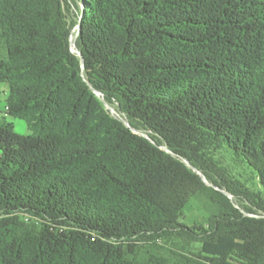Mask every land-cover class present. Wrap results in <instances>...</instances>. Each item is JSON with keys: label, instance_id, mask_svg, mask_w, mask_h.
<instances>
[{"label": "trees", "instance_id": "trees-1", "mask_svg": "<svg viewBox=\"0 0 264 264\" xmlns=\"http://www.w3.org/2000/svg\"><path fill=\"white\" fill-rule=\"evenodd\" d=\"M0 43V264H264V0H0Z\"/></svg>", "mask_w": 264, "mask_h": 264}, {"label": "rangeland", "instance_id": "rangeland-1", "mask_svg": "<svg viewBox=\"0 0 264 264\" xmlns=\"http://www.w3.org/2000/svg\"><path fill=\"white\" fill-rule=\"evenodd\" d=\"M75 30H76V27L73 28L72 32H74ZM74 38H75V33L74 35L71 36V40H72L71 42L74 41ZM73 48H74V45H73ZM5 57H6V49L0 43V58H5ZM7 94H8L7 85L0 83V108L1 109H3L5 100L7 98ZM8 119L13 122L14 129L16 132L20 134H26L30 132L24 120L19 119V118H10V117H8ZM218 156L221 158L223 163L230 168L232 174L236 177H239L241 181H243L249 186L259 185L254 172L249 170L243 164H239L236 160L231 158L227 151L222 150L218 154ZM210 208L211 207L209 203L206 201L205 197L203 196L192 197L183 209V218H182L183 222H185L186 224H191L193 222H200V223L205 224L207 217L211 211ZM171 249H176V248L160 240L158 241L156 252L158 254L163 255L164 257L169 258L170 264H178L180 262V258L177 255H175Z\"/></svg>", "mask_w": 264, "mask_h": 264}, {"label": "water", "instance_id": "water-1", "mask_svg": "<svg viewBox=\"0 0 264 264\" xmlns=\"http://www.w3.org/2000/svg\"><path fill=\"white\" fill-rule=\"evenodd\" d=\"M76 29H77V30L79 29V25L76 26ZM73 45L75 46L74 41L71 42V45H70V46H71V50H72L73 52L77 53V54L81 57V55H80V53L77 51V49H76V48L73 49ZM81 66H82V58H81ZM107 108L111 111V113H114L112 107L107 106ZM122 121H123L125 124H127L126 120L122 119ZM140 134H142V135L145 136V137H148L147 134L144 133V132H140ZM184 161H185V160H184ZM185 162H186V161H185ZM186 163H187V162H186ZM188 165H189V164H188ZM189 166H190L194 171H196L198 174H200L199 171H198L196 168H194V167L191 166V165H189ZM203 179H204V178H203ZM204 181H205L206 184H209L205 179H204ZM224 193H225V192H224Z\"/></svg>", "mask_w": 264, "mask_h": 264}, {"label": "crops", "instance_id": "crops-1", "mask_svg": "<svg viewBox=\"0 0 264 264\" xmlns=\"http://www.w3.org/2000/svg\"><path fill=\"white\" fill-rule=\"evenodd\" d=\"M3 84H6V83H3ZM7 85V84H6ZM7 88H8V86H7ZM8 95V94H7Z\"/></svg>", "mask_w": 264, "mask_h": 264}]
</instances>
